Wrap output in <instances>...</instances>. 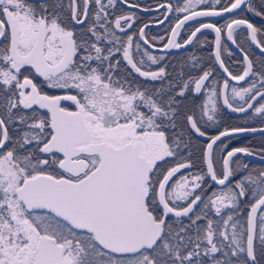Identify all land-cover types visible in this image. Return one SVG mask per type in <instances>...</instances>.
<instances>
[{"label":"snow or ice","instance_id":"snow-or-ice-1","mask_svg":"<svg viewBox=\"0 0 264 264\" xmlns=\"http://www.w3.org/2000/svg\"><path fill=\"white\" fill-rule=\"evenodd\" d=\"M257 134L264 0H0V264H264Z\"/></svg>","mask_w":264,"mask_h":264},{"label":"trees","instance_id":"trees-1","mask_svg":"<svg viewBox=\"0 0 264 264\" xmlns=\"http://www.w3.org/2000/svg\"><path fill=\"white\" fill-rule=\"evenodd\" d=\"M261 23H262V21L259 22L258 25H260ZM197 54L198 55H204L205 57H207L208 51L204 49V50H201L200 52H198ZM186 55H189V53L181 54L179 56H173L171 58V60H173V61L174 60H178V59L183 58V56H186ZM238 61H239V59L233 54H232V56L230 58L226 59V63L230 67L233 64L237 63ZM222 122L225 125H230V124H235V123H237L239 121L237 120L236 116H232V115L228 114L227 112H225L224 115H223V118H222ZM210 130L214 131V129H210ZM262 142H264V141H262V138L259 135H254V136H245V137H235L232 140V145L233 146H240V145L248 144V145L259 147ZM245 162H248V161L245 160ZM248 163H250V162H248ZM250 166L261 167V166H264V165H257V164H254V163H250Z\"/></svg>","mask_w":264,"mask_h":264},{"label":"flooded vegetation","instance_id":"flooded-vegetation-1","mask_svg":"<svg viewBox=\"0 0 264 264\" xmlns=\"http://www.w3.org/2000/svg\"><path fill=\"white\" fill-rule=\"evenodd\" d=\"M132 2H138V3H140V4H142V5H149V6H152V7H155V4H156V2H157V0H132ZM177 2V0H173V3H176ZM126 10V9H125ZM244 14H246V15H249V17H250V19H252L255 23H259V22H261V20H260V18H258V17H255V16H252L251 14H247V13H244ZM139 15H141V16H147V15H158V13H151V14H144V13H139ZM175 17H173V19H174ZM168 27V23L167 22H165V24L164 25H162V26H158V27H153L152 29H151V32L152 33H156V34H164V30H165V28H167ZM211 37L209 36V39H210ZM240 40H241V42H243V37H240L239 38ZM205 50H207V49H205ZM189 52H191V50L189 51ZM156 54H159V53H156ZM181 54H186V53H184L182 50H181V52H175V51H173V53H172V55H171V57H170V59L173 57V56H179V55H181ZM233 54V53H232ZM234 55V54H233Z\"/></svg>","mask_w":264,"mask_h":264},{"label":"water","instance_id":"water-1","mask_svg":"<svg viewBox=\"0 0 264 264\" xmlns=\"http://www.w3.org/2000/svg\"><path fill=\"white\" fill-rule=\"evenodd\" d=\"M127 10V9H126ZM252 51H255L254 49ZM232 53L238 58L240 59V53L238 51H236L233 47L232 49ZM258 55V53H256ZM232 116H235L234 114L228 113ZM258 135V134H257ZM247 136H253V135H247ZM237 137H245V136H237ZM246 161L250 162V163H254L257 165H264V163L260 162L258 158H245Z\"/></svg>","mask_w":264,"mask_h":264}]
</instances>
